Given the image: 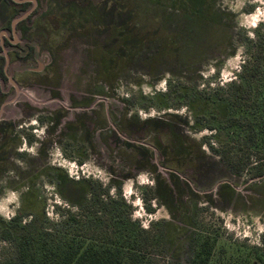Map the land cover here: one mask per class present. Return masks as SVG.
Returning <instances> with one entry per match:
<instances>
[{"label": "rangeland", "instance_id": "1", "mask_svg": "<svg viewBox=\"0 0 264 264\" xmlns=\"http://www.w3.org/2000/svg\"><path fill=\"white\" fill-rule=\"evenodd\" d=\"M173 4L93 0L77 12L68 5L64 29L31 37L42 52L21 68L36 74L18 75L19 92L1 84L8 97L0 131L11 129L0 141V232L15 217L24 226L36 215L44 217L39 225L60 228L91 181L104 190L119 183L143 228L185 242L162 262L190 264L208 239L213 264L238 249L264 255V177L232 174L204 144L214 133L197 132L188 107L192 94L235 80L255 53L264 0H211V26ZM162 29L179 43L174 59L157 58ZM156 144L167 149L165 160ZM13 254L0 239V259Z\"/></svg>", "mask_w": 264, "mask_h": 264}, {"label": "trees", "instance_id": "2", "mask_svg": "<svg viewBox=\"0 0 264 264\" xmlns=\"http://www.w3.org/2000/svg\"><path fill=\"white\" fill-rule=\"evenodd\" d=\"M172 1L175 8H188L190 19L204 20L211 26V0ZM158 37L157 58H176L179 43L174 35L162 29ZM254 39L255 53L244 62L237 78L222 87L192 94L188 105L196 131L214 133L215 141L206 138L204 142L210 152L232 174H247L251 180L264 177V35L256 33ZM156 146L165 160L167 149ZM144 151L149 160L153 158L151 149ZM91 183L85 202L76 208L77 213L69 211L71 214L64 216L60 228L39 225L44 217H33V213L28 225L22 226L20 217L5 224L0 239L14 247V254L0 259V264H172L162 262V258L168 256L169 248L185 242L180 243L174 232L143 228L133 218L134 210L124 198L121 184H109L104 190ZM113 186L115 195H111ZM24 209L27 214L32 212L30 207ZM147 212L154 209L148 207ZM213 248L209 239L205 241L190 264H213ZM234 255L214 264H264V255L258 250L238 249Z\"/></svg>", "mask_w": 264, "mask_h": 264}, {"label": "flooded vegetation", "instance_id": "3", "mask_svg": "<svg viewBox=\"0 0 264 264\" xmlns=\"http://www.w3.org/2000/svg\"><path fill=\"white\" fill-rule=\"evenodd\" d=\"M92 1L57 0L48 7L47 0V8L43 11V0H0V108L8 97L1 87L2 83L19 92L18 75L36 74L33 68H28L27 71L21 68L24 66L26 68L29 65L28 61L42 52L39 45L33 44L31 37L35 33L39 36V32L43 35L46 28L55 31L64 29L66 25L62 21L67 20L64 7L78 5L76 12L81 9L88 10L92 8ZM59 4L60 8H57ZM107 7L106 5L104 10L108 13ZM38 63L43 71V63L40 61ZM7 129L11 127L6 126L4 133L0 131L1 142L5 140L4 134L7 133Z\"/></svg>", "mask_w": 264, "mask_h": 264}, {"label": "clouds", "instance_id": "4", "mask_svg": "<svg viewBox=\"0 0 264 264\" xmlns=\"http://www.w3.org/2000/svg\"><path fill=\"white\" fill-rule=\"evenodd\" d=\"M33 123H35V121ZM144 227L147 228V225H144Z\"/></svg>", "mask_w": 264, "mask_h": 264}]
</instances>
